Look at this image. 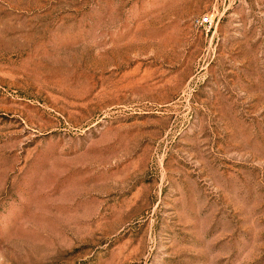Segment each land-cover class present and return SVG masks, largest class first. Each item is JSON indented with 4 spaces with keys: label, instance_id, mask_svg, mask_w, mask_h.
<instances>
[{
    "label": "rangeland",
    "instance_id": "rangeland-1",
    "mask_svg": "<svg viewBox=\"0 0 264 264\" xmlns=\"http://www.w3.org/2000/svg\"><path fill=\"white\" fill-rule=\"evenodd\" d=\"M0 264H264V0H0Z\"/></svg>",
    "mask_w": 264,
    "mask_h": 264
},
{
    "label": "built area",
    "instance_id": "built-area-1",
    "mask_svg": "<svg viewBox=\"0 0 264 264\" xmlns=\"http://www.w3.org/2000/svg\"><path fill=\"white\" fill-rule=\"evenodd\" d=\"M199 23L201 26L212 24V19L208 16L200 17Z\"/></svg>",
    "mask_w": 264,
    "mask_h": 264
}]
</instances>
